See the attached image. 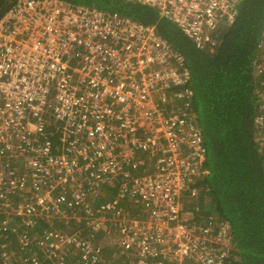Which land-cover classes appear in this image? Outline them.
Returning a JSON list of instances; mask_svg holds the SVG:
<instances>
[{"label":"built area","instance_id":"obj_1","mask_svg":"<svg viewBox=\"0 0 264 264\" xmlns=\"http://www.w3.org/2000/svg\"><path fill=\"white\" fill-rule=\"evenodd\" d=\"M127 1L201 47L244 0ZM258 50L264 75V30ZM173 59L154 25L96 6L17 0L4 13L0 264H109L99 232L123 263L230 264L229 224L190 206L207 148ZM259 91L264 132V81Z\"/></svg>","mask_w":264,"mask_h":264},{"label":"trees","instance_id":"obj_2","mask_svg":"<svg viewBox=\"0 0 264 264\" xmlns=\"http://www.w3.org/2000/svg\"><path fill=\"white\" fill-rule=\"evenodd\" d=\"M16 1L0 0V18ZM64 1L96 6L154 25L156 33L171 45L172 66L188 72L194 111L207 148V170L192 183L198 194L190 198V206L202 218L214 215L229 224L234 253L230 264H264V132L255 123L261 111L259 90L264 81L258 69L264 0H244L235 21L222 25L217 43L201 47L149 6L127 0L105 2V8L94 0ZM135 7L146 9L140 13ZM74 224L73 220L69 223L76 229ZM100 242L109 264L123 263L126 257L117 255L108 234L97 233L95 243ZM75 259L65 261L73 264Z\"/></svg>","mask_w":264,"mask_h":264},{"label":"rangeland","instance_id":"obj_3","mask_svg":"<svg viewBox=\"0 0 264 264\" xmlns=\"http://www.w3.org/2000/svg\"><path fill=\"white\" fill-rule=\"evenodd\" d=\"M111 2V3H113L114 1H116V0H94V2L98 5V6H104V8L105 7H107V5L105 4V2ZM123 2H125V1H123ZM134 9H136L137 11H139L140 13H143L144 11H145V9L146 8H144V7H135ZM105 11H107V10H105ZM108 12H110V11H108ZM121 264H123L122 262H121Z\"/></svg>","mask_w":264,"mask_h":264},{"label":"crops","instance_id":"obj_4","mask_svg":"<svg viewBox=\"0 0 264 264\" xmlns=\"http://www.w3.org/2000/svg\"><path fill=\"white\" fill-rule=\"evenodd\" d=\"M260 40H261V38H260ZM260 57H261V55H260Z\"/></svg>","mask_w":264,"mask_h":264}]
</instances>
